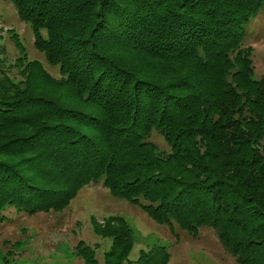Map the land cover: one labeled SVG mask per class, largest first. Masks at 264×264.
Instances as JSON below:
<instances>
[{
	"label": "trees",
	"instance_id": "16d2710c",
	"mask_svg": "<svg viewBox=\"0 0 264 264\" xmlns=\"http://www.w3.org/2000/svg\"><path fill=\"white\" fill-rule=\"evenodd\" d=\"M10 1L43 60L11 33L22 54L5 61L0 42V221L59 212L97 181L171 232L208 227L237 264H264V75L243 43L264 0ZM93 227L111 241L101 264L167 263L156 245L129 258L122 215Z\"/></svg>",
	"mask_w": 264,
	"mask_h": 264
},
{
	"label": "rangeland",
	"instance_id": "374dc122",
	"mask_svg": "<svg viewBox=\"0 0 264 264\" xmlns=\"http://www.w3.org/2000/svg\"><path fill=\"white\" fill-rule=\"evenodd\" d=\"M11 33L16 34L22 53L29 59L43 60L33 46L29 24L20 20L12 1L0 0V42L6 50L5 61L13 62L22 53ZM243 43L252 48L255 75H264V4L246 25ZM47 69L56 74L55 68ZM155 141L166 147L159 137ZM111 215H122L132 229L134 244L129 254L132 261L137 259L140 250L156 245L168 251L166 264H237L224 252L212 229L202 227L196 237L178 228L171 232L138 205L112 196L97 181L82 187L59 212L29 215L9 207L6 217L0 221V264H84L76 255L75 246L80 240L94 248L101 264L103 251L111 241L95 232L93 221L103 225L104 219Z\"/></svg>",
	"mask_w": 264,
	"mask_h": 264
}]
</instances>
